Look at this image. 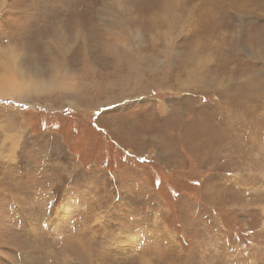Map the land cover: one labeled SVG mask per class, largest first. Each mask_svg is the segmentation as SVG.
Segmentation results:
<instances>
[{"label":"rangeland","instance_id":"rangeland-1","mask_svg":"<svg viewBox=\"0 0 264 264\" xmlns=\"http://www.w3.org/2000/svg\"><path fill=\"white\" fill-rule=\"evenodd\" d=\"M0 264H264V0H0Z\"/></svg>","mask_w":264,"mask_h":264}]
</instances>
